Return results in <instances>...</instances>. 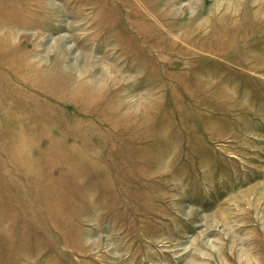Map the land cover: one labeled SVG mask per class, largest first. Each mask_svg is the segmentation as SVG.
I'll return each mask as SVG.
<instances>
[{
	"label": "rangeland",
	"instance_id": "1",
	"mask_svg": "<svg viewBox=\"0 0 264 264\" xmlns=\"http://www.w3.org/2000/svg\"><path fill=\"white\" fill-rule=\"evenodd\" d=\"M0 264H264V0H0Z\"/></svg>",
	"mask_w": 264,
	"mask_h": 264
}]
</instances>
